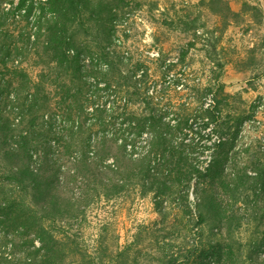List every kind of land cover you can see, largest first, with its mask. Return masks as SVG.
<instances>
[{"label":"trees","instance_id":"1","mask_svg":"<svg viewBox=\"0 0 264 264\" xmlns=\"http://www.w3.org/2000/svg\"><path fill=\"white\" fill-rule=\"evenodd\" d=\"M142 8L137 0H0V147L7 160L22 161L5 176L10 189L0 186V224L12 227V234L21 240L19 244L8 240L3 246L2 263L66 264L73 256L84 263L88 248L70 241L65 227L56 225L59 218L74 220L81 208L77 199L63 198L58 190L59 183L69 184L64 179L69 173L64 167L67 162L80 166L71 177L82 191L78 200L84 202V213L124 195L137 178L143 194L184 198L187 218L192 181L222 176L224 161L211 153L224 145L221 135L212 142L214 133H208L209 142L196 144L175 139L177 133L198 131L200 121L207 127L215 120L214 99L200 113L184 118L163 107L164 90L152 79L150 64L164 66L166 59L136 56L123 49L116 37L120 28L130 37L132 15ZM104 94L105 103L94 99ZM56 99L59 108L51 103ZM198 146L202 154H211L206 167L195 164L187 151ZM141 148L146 150L134 158ZM116 151L124 156L125 167L119 165L122 159ZM36 164H45L51 174H44ZM251 179L243 175L240 184ZM220 183L231 189V184ZM20 193L32 201L27 203ZM220 198L214 191L211 208L222 222H230L233 218L227 217ZM156 213L161 220L168 217L158 202ZM196 218L198 225L205 221L199 212ZM107 247L99 244L96 255L88 254L84 264H135L119 261L126 259L128 248L112 253L106 262ZM227 251L214 247L218 264H231ZM167 252L160 263L176 264L179 252L170 248Z\"/></svg>","mask_w":264,"mask_h":264},{"label":"rangeland","instance_id":"2","mask_svg":"<svg viewBox=\"0 0 264 264\" xmlns=\"http://www.w3.org/2000/svg\"><path fill=\"white\" fill-rule=\"evenodd\" d=\"M137 1L143 8L132 15L130 37H126L124 28L119 29L116 37L123 42V49H129L136 56L161 55L166 59L164 66L150 64L152 79L164 90L163 107L167 105L184 118L194 111L200 113L203 106L214 99L215 120L209 121L207 127L200 121L198 131L177 133L175 139L196 144L209 142L208 133H214L212 142H217L221 135L224 145L211 153L224 161L221 162L222 176L192 181L191 215L187 218L183 216L184 198L178 194L164 198L153 193L143 194L137 178L124 195L98 208H86L84 213V202L78 200L82 191L71 177L80 166L67 162L64 167L69 172L68 177H60L69 184L59 183L58 190L63 192V198L77 199L82 209L75 213L74 220L59 218L56 225L65 227L70 241L75 240L83 249L87 247L91 256H95L99 244L104 243L109 250L106 262L112 253L128 248L126 259L121 257L120 262L161 264L159 260L170 248L179 252L176 264H218L213 253L214 247L220 245L228 250L231 264H264V0ZM94 99H101L99 102L103 104L108 97L104 94ZM57 102L58 99L51 103L59 108ZM200 149L198 146L187 151L192 153L195 164L206 167L211 154H202ZM145 150L134 152L133 157H140ZM114 154L122 159L119 165L125 167L127 163L122 153ZM21 163L18 157L7 160L0 147V186L10 189L5 186L8 182L5 176ZM35 168L51 174L45 164ZM106 172L110 176L114 174ZM243 175L253 179L241 185ZM120 177L116 173V179ZM220 180L231 184V189L222 188ZM214 191H218L222 207L232 221L222 222L218 212L212 210ZM18 196L24 198L21 193ZM24 199L27 203L32 201L31 196ZM236 199L240 202L236 203ZM2 200L0 196V205ZM39 201L44 203V200ZM156 202L166 210L165 221L156 213ZM198 212L205 217L202 225L196 223ZM12 229L0 224V252L8 240L15 244L21 241L12 234ZM57 234L64 235L62 231ZM162 235L168 239L163 240ZM74 263L84 264L78 256L66 260V264ZM0 264H4L1 259Z\"/></svg>","mask_w":264,"mask_h":264}]
</instances>
